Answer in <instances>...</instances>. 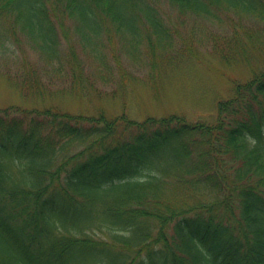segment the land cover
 Listing matches in <instances>:
<instances>
[{
  "label": "trees",
  "instance_id": "16d2710c",
  "mask_svg": "<svg viewBox=\"0 0 264 264\" xmlns=\"http://www.w3.org/2000/svg\"><path fill=\"white\" fill-rule=\"evenodd\" d=\"M109 34L147 81L189 42L250 73L202 119L67 110L125 95ZM0 76L35 102L0 106V264H264V0H0Z\"/></svg>",
  "mask_w": 264,
  "mask_h": 264
},
{
  "label": "rangeland",
  "instance_id": "374dc122",
  "mask_svg": "<svg viewBox=\"0 0 264 264\" xmlns=\"http://www.w3.org/2000/svg\"><path fill=\"white\" fill-rule=\"evenodd\" d=\"M158 7L162 12L167 24L170 26L173 36L181 39L187 38L190 27L195 25L193 21L183 19L178 16L166 1L158 2ZM66 23V22H65ZM68 24V23H66ZM181 34H179L178 32ZM64 47L74 46L77 52H81L78 42L73 33H68L67 38L62 34ZM104 49L108 52L109 59L113 53L121 60L120 65L127 75L125 95L112 98L110 94L90 92V104L83 99H76L71 96L57 100L71 112L86 110L87 107L103 108L112 114L119 113L123 109L137 120L146 115L161 116L163 114L177 112L183 114L187 120H197L209 116L215 111V103L218 98L225 97L230 86L231 78L245 79L249 76V70L245 67L224 64L214 55L211 48L206 44L189 42L191 58L186 57L177 66L167 65V70H159L154 73L156 77L152 81L145 80L148 70L147 60H141L138 56L131 57L127 52H123L124 46L117 35L109 34L102 37ZM174 46H177L175 44ZM25 49L30 59L38 61L32 54L30 48ZM16 55L21 51L15 47ZM82 53V52H81ZM81 57L82 55L79 54ZM119 60V61H120ZM165 63V62H164ZM160 63L156 69L162 68ZM153 70V69H152ZM147 79V78H146ZM99 85H101L99 83ZM102 86V85H101ZM111 84L104 89L109 92ZM48 97V95H47ZM20 95V92L0 76V106L9 103L33 104L34 101ZM49 99V97L47 98ZM38 104L42 105V102Z\"/></svg>",
  "mask_w": 264,
  "mask_h": 264
}]
</instances>
